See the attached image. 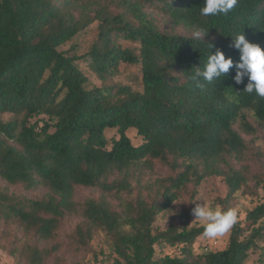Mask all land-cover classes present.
Here are the masks:
<instances>
[{"label":"trees","instance_id":"16d2710c","mask_svg":"<svg viewBox=\"0 0 264 264\" xmlns=\"http://www.w3.org/2000/svg\"><path fill=\"white\" fill-rule=\"evenodd\" d=\"M203 6L0 0L1 247L9 237L25 264H61L62 248L80 253L101 235L113 264H248L257 250L264 264V154L251 143L264 98L243 91L247 77L235 84V68L201 87L191 79L210 50L238 62L242 33L264 49V0L207 17ZM89 27L84 52L62 48ZM197 30L208 32L200 40ZM209 180L224 187L213 207L233 208L238 194L260 201L223 248L196 252L204 224L191 223L192 208ZM70 216L78 221L61 238Z\"/></svg>","mask_w":264,"mask_h":264},{"label":"rangeland","instance_id":"374dc122","mask_svg":"<svg viewBox=\"0 0 264 264\" xmlns=\"http://www.w3.org/2000/svg\"><path fill=\"white\" fill-rule=\"evenodd\" d=\"M94 38V28L89 27L85 31L80 32L77 36H75L70 42L66 43L62 46L63 49L68 48L71 44H76L77 46V53L80 54L84 52L89 44L93 41ZM129 47H135L136 44L134 43H127ZM130 73L136 72V69L129 67ZM129 76L124 77L128 81ZM46 119V117H43ZM36 118H33L34 121ZM245 139H250V135L246 136L242 134ZM252 138V137H251ZM136 140V139H134ZM251 143L253 147L261 151L264 154V131H260L259 135L252 139ZM253 168L257 169L260 166L255 163V161L251 162ZM164 172V171H163ZM224 187L214 182L213 180H209L205 183V185L200 190V196L195 201V204H211V200L217 196L223 195ZM88 194V190L80 189L77 191V197L83 198ZM260 201L259 197H252L247 195L238 194L233 201V208L238 210V217L237 221H239L242 225L244 224V219L246 215V211L251 209ZM78 221V217L70 216L65 220L64 226L61 228L60 237L63 238L67 232H69L75 223ZM169 223V217L166 214H160L157 216V219L154 223V227L156 228H165ZM191 223L192 224H204L205 222L201 221L200 219H195V217L191 216ZM230 231L226 233L222 237L216 238H207L204 235L199 236L193 248L196 252L205 251L207 249H221L223 248L228 239ZM19 236V234H18ZM5 246V248L0 246V264H25L21 261L20 257L17 253H12L10 251V247L19 245L18 241H13L12 238H5L1 242ZM258 250L251 252L248 257V264H260V260H257L258 257ZM95 253V256L93 255ZM60 258L61 264H71L73 262H78L79 264H113L114 254L111 252V248L107 241L101 235H97L89 249L82 252H76L71 250L68 247L62 248L58 254ZM96 257V258H95Z\"/></svg>","mask_w":264,"mask_h":264},{"label":"clouds","instance_id":"9594fccd","mask_svg":"<svg viewBox=\"0 0 264 264\" xmlns=\"http://www.w3.org/2000/svg\"><path fill=\"white\" fill-rule=\"evenodd\" d=\"M203 3L200 15L207 17L229 14L236 7L238 0H203ZM207 32L197 30L194 35L201 40ZM232 41V47L239 52L238 62L234 64L232 58H226L219 48L214 53L210 50L203 69L197 67L191 79L198 87H201V79L211 83L217 78L224 77L230 68H235L233 77L235 84L243 83L244 78L247 77L248 82L243 91L249 94L255 93L258 97L264 98V49L257 43L249 42L243 33ZM212 47L213 45L211 49ZM192 214L195 219L205 222L203 235L207 238H216L224 236L232 229L237 222L238 210L222 209L203 203L196 204L192 208Z\"/></svg>","mask_w":264,"mask_h":264}]
</instances>
